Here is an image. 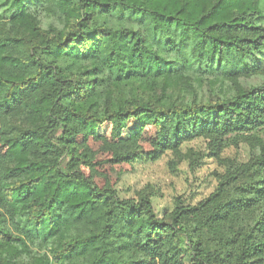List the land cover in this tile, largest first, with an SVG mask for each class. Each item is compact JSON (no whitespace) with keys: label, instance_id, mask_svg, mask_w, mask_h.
<instances>
[{"label":"trees","instance_id":"1","mask_svg":"<svg viewBox=\"0 0 264 264\" xmlns=\"http://www.w3.org/2000/svg\"><path fill=\"white\" fill-rule=\"evenodd\" d=\"M263 51L259 0H0V264H264ZM199 137L254 152L163 217L117 195Z\"/></svg>","mask_w":264,"mask_h":264},{"label":"rangeland","instance_id":"2","mask_svg":"<svg viewBox=\"0 0 264 264\" xmlns=\"http://www.w3.org/2000/svg\"><path fill=\"white\" fill-rule=\"evenodd\" d=\"M259 3L264 21V0H259ZM46 23L58 25L49 17L43 20L42 26L45 27ZM254 65H258V72L240 78L242 85L264 82V51L258 55ZM253 152L250 143L240 141L236 145L225 146L215 155L208 146V139L194 138L181 145L180 157L170 151L155 160L146 154L136 156L116 183V193L120 198L136 199L139 192L148 188L155 213L163 217L173 209L177 199L183 205H195L206 198L216 189L228 161L246 163Z\"/></svg>","mask_w":264,"mask_h":264}]
</instances>
